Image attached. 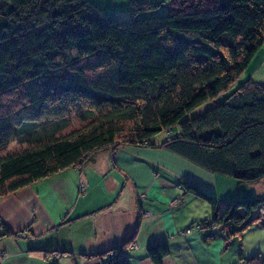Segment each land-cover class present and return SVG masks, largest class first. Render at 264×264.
I'll use <instances>...</instances> for the list:
<instances>
[{
    "label": "trees",
    "instance_id": "trees-1",
    "mask_svg": "<svg viewBox=\"0 0 264 264\" xmlns=\"http://www.w3.org/2000/svg\"><path fill=\"white\" fill-rule=\"evenodd\" d=\"M162 6L165 12L148 14ZM260 46L264 0H128L126 17L95 0H0V197L122 144L163 147L209 172L260 181L264 78H239ZM206 100L209 106L185 116ZM82 107L94 116L7 150L23 129L15 126L78 115ZM179 185L208 203L197 223L220 225L225 245L264 207V196L222 201L190 179ZM139 216L122 243L88 254L129 264L126 246ZM6 235L15 232L0 219V238ZM145 252L162 264L169 247L153 239ZM245 263L264 264V257L254 252Z\"/></svg>",
    "mask_w": 264,
    "mask_h": 264
},
{
    "label": "crops",
    "instance_id": "crops-1",
    "mask_svg": "<svg viewBox=\"0 0 264 264\" xmlns=\"http://www.w3.org/2000/svg\"><path fill=\"white\" fill-rule=\"evenodd\" d=\"M95 1L118 17L128 15V0ZM239 78H264V47L256 50ZM171 158L179 160L177 168L167 166L166 160ZM66 168L71 169L64 171ZM66 168L0 197L1 221L14 232L24 233L20 238H0L4 251L0 264H50V254L70 250L60 247L63 244L57 236L52 237V229L66 222H80V249L86 253L105 250L132 233L138 215V228L130 247L126 246L129 264H154L145 252V245L153 239L168 244L169 253L162 264L197 263L190 247L194 233L189 236L188 228L200 218L184 219L188 218L186 201L199 197L184 192L179 181L190 179L212 189V173L163 147L127 144L115 150L100 148L80 166ZM175 194H182L178 201L172 197ZM12 238L19 240L14 243ZM44 247L56 250L45 254ZM85 252L83 264H103L106 258ZM63 253L62 257L66 256Z\"/></svg>",
    "mask_w": 264,
    "mask_h": 264
},
{
    "label": "rangeland",
    "instance_id": "rangeland-1",
    "mask_svg": "<svg viewBox=\"0 0 264 264\" xmlns=\"http://www.w3.org/2000/svg\"><path fill=\"white\" fill-rule=\"evenodd\" d=\"M164 6L161 9L153 8V10H147L148 14L165 12ZM145 13V10L141 11ZM235 86V85H234ZM233 86V87H234ZM211 104L210 100H206L192 108L186 113V117L196 114L207 106ZM95 114V109L91 107H82L78 112V115L69 112L68 115L61 118H52L42 122L35 121H24L20 125L15 126L19 132L15 138L10 139L7 150L12 151L21 146L33 143L39 139L48 137L52 134H59L68 131L71 128L77 127L82 120H88L92 118ZM26 128V130L24 129ZM25 130V131H24ZM164 131V130H163ZM166 160V159H165ZM167 166L171 168H177L179 166V160L177 159H167ZM71 168H66L64 171H70ZM212 173L210 179H213V188L203 190L216 196L218 200H234V198L239 197L241 199H252L257 197L264 196V192H261L264 188V179L260 182H247L240 181L236 178L224 174ZM260 188V189H259ZM182 194H175L172 197H177L175 200L180 199ZM192 195V194H191ZM198 197V196H197ZM178 201V200H177ZM264 203V201H263ZM261 205V204H260ZM223 205L220 210H222ZM185 211L188 214V218L184 222H188L190 216L198 218L206 217L209 213V205L202 198H192L186 201ZM259 219L249 225H247L241 232V234H233L228 243L225 245L224 238L221 236L222 230L220 225H211L207 228H202L197 222L190 223L191 226L188 228L190 232L188 233L191 236V233H194V237H191V253L196 260V264H246L245 260L254 252H259L264 257V211H260ZM82 226L79 223H63L58 226V228L52 229V237H58L60 244H63L60 247H65L70 249V251H64L66 256L62 257L64 254L60 250L58 253L49 255L47 259L50 261V264H83L81 261H84V250L78 247V241L82 239L81 234ZM210 232L209 238L204 240L201 233ZM22 230L15 231L14 237L20 238L22 236ZM58 234V235H57ZM188 236V237H189ZM196 237V238H195ZM194 238V241H193ZM14 243L19 240L12 238ZM59 247V248H60ZM1 251V249H0ZM86 253V252H85ZM88 254V253H86ZM95 255V254H94ZM92 255V256H94ZM48 256V255H47ZM97 256H102L97 255ZM3 258V255L0 254V261ZM19 258V259H18ZM21 259L17 255V262ZM21 261V260H20ZM21 264L23 262L21 261ZM184 264H187L186 261Z\"/></svg>",
    "mask_w": 264,
    "mask_h": 264
},
{
    "label": "built area",
    "instance_id": "built-area-1",
    "mask_svg": "<svg viewBox=\"0 0 264 264\" xmlns=\"http://www.w3.org/2000/svg\"><path fill=\"white\" fill-rule=\"evenodd\" d=\"M263 209V205H261L260 207H259V210L261 211Z\"/></svg>",
    "mask_w": 264,
    "mask_h": 264
}]
</instances>
